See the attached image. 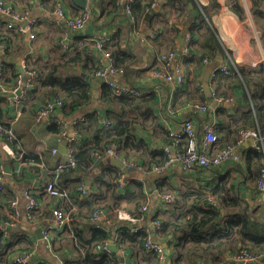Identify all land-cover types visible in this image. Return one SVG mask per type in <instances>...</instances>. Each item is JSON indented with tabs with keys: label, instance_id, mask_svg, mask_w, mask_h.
I'll return each mask as SVG.
<instances>
[{
	"label": "trees",
	"instance_id": "trees-1",
	"mask_svg": "<svg viewBox=\"0 0 264 264\" xmlns=\"http://www.w3.org/2000/svg\"><path fill=\"white\" fill-rule=\"evenodd\" d=\"M154 1L158 2V0H134L131 4V15L134 17V20L131 21L130 17L123 9V4L117 5L115 0H112L113 8L114 6L119 7L125 13L128 22L132 23L131 25L133 26L137 25L134 28H139V20H144L145 14L153 10L151 5ZM173 1L177 5L176 13L178 15L184 13V3H182L181 0ZM69 4L73 8L78 9L73 6L71 0H69ZM93 4H95V1L90 0L89 7L93 8ZM11 6L13 5L11 4ZM82 10L83 9H81L80 12ZM0 20L5 24L2 17H0ZM201 24V27H197L193 23L187 27V32L191 34L192 40L189 55H178L183 62H187L188 60L196 61L197 59L204 58V55H208V53L205 54V51L200 57H197L195 54V52H197L194 48L195 32L196 35L200 36V41H202L201 44L205 47L206 51H208V49L211 51L220 50L214 31L209 27L206 21L202 20ZM201 28H203L204 31L200 32ZM66 30H68L67 27ZM68 31L65 35L70 34ZM156 31L158 32V30ZM156 31H151L155 32V37H152L150 32L151 38L157 37L158 33ZM103 34L107 36V39L104 41L102 49L110 53L114 65L120 69V74H123L127 79L126 73L128 66L125 64L130 61L131 53H129L126 47L121 46L120 40L122 38L118 32L110 35L106 33ZM60 39L61 37L58 39L57 44L63 59L49 64L26 63L25 70L34 71L35 74L31 79V87L26 90V97L22 109L23 112L26 110L29 113H33L35 123H46L47 132L54 140L57 139L58 143L62 138L58 126L54 122L36 121L35 112L42 101L47 98L60 97L62 99V116L66 121H70L67 123L74 132V139L70 144L74 166H65L60 170L58 175L56 171L57 162L51 167L45 166V164L49 162L47 158L52 156L51 151L46 150L41 153H34L24 151L21 147L24 152L22 153L20 161L17 162L23 165L26 164V167H23L18 175L19 178L13 175L11 182H19L23 179L26 170H36L37 167L39 168V165L43 164V168L46 169L45 181L41 183L40 188L33 189L37 190L33 194L34 197L40 200V194L49 195L44 191V188L50 180H55V184L60 189H66L68 191V203L65 202L67 204L63 208L70 213L71 221L68 225H65L62 229L63 231H61L62 233L65 232L67 235L71 233L70 237L73 242V249L76 253V257L75 259L69 260L67 257L61 258L60 260H63L65 264H117L119 258L115 253L112 251L103 252L99 250V246L102 243L105 241L108 242L112 238L117 250H128L132 257H136L135 255L137 253L143 252L144 255L142 259L146 261L144 264H162L163 262L160 261L155 252L146 250L144 247L146 238L150 234L148 225L145 224L139 229L133 230L135 223L120 219L118 216L120 211H127L132 218L140 217V215L143 216L139 208L145 201L143 199L144 183L136 178H132L130 174L131 176L126 175L127 183L125 187L120 188L117 179L121 174V170L111 164L100 166L97 164L98 161L96 162L95 158L98 154L103 155L105 149L109 145H114L118 155L126 158L128 162H133L131 161L134 160L133 156L141 158L145 154H150L142 163H139L142 167L140 171H144L145 173L149 172L150 174V172H153L152 170L154 167L162 166L167 158L164 147L171 143L169 135L171 129L164 130L157 123L158 117L154 115L150 105L155 98L153 93L142 91L138 95L127 93L117 96L106 82L100 85V99H98V101L107 103L108 119L105 120H109V125L105 126L103 123L102 126H99V116L95 110L87 113L84 117H78L80 120L75 121L77 117L72 116V114L75 113L78 108L82 105L92 104L97 101L96 97L91 93L92 86L90 81L81 73L76 72V66L78 64L84 63L87 65L89 62H92L93 67L91 71H89V75L94 76L97 69L95 58L96 49L93 46L94 43L88 40V36L80 39L79 42L70 36L72 40L71 46L66 49L60 46ZM0 41L4 42L6 47L5 51L7 52L10 46L6 37H0ZM81 42H83L82 45L76 48L77 44ZM169 51L176 50L172 48L163 53L159 57L157 66L153 68L152 71L160 67L162 57ZM79 61L81 62L79 63ZM5 68L8 73L10 71L12 85L15 84L14 86H16L19 77L18 71L10 64H5L4 69ZM231 71L232 73L226 75L218 74L212 78V82L216 83V85L226 84L235 88L245 87L247 95H244V99L247 108L244 109L240 115L233 118L229 125H226V122H223L221 119L216 122L217 124H214V130L217 136V128L223 131V135L235 134L236 136H229V138H233V141L229 142H223V138L220 139L218 136V140L213 147L214 151L228 144H236L238 142L239 132L243 129L259 127L261 133L264 135V65L260 64L257 67L242 65L238 67V73L233 72V70ZM121 82L136 89L140 88L123 80ZM182 92H186L185 89H180L177 93L180 94ZM212 92L213 96H224L218 91L217 86ZM202 95L204 100V94L202 93ZM205 103L207 102L205 101ZM172 108L174 107L172 106ZM217 112L223 113L224 109H216V113ZM105 120H103V122ZM0 122L4 125L9 124L6 120L2 119V110H0ZM158 126L163 134L161 138L163 144L158 148L156 147L155 150L152 149V151L147 152L146 146L149 144L138 138V132L147 130V128L153 129ZM86 128L88 131L95 130V135L90 139L84 136L86 133L83 130ZM203 134L200 139L197 138L196 134L198 144H201ZM76 136L80 137L79 141H77ZM19 144L20 146L22 145L21 143ZM186 145L187 138L183 136L179 146L181 149H185ZM239 146L237 150L241 155V159L245 162L244 169L247 175L250 177L255 176L256 179L259 169L264 167V155L262 150L253 146L249 148L248 152L242 154L239 150ZM66 155H68V153ZM66 155L57 152L53 157L55 156L56 158L57 156V161L60 160L66 163ZM64 156L66 158H64ZM96 165L101 169V173L92 175V184H96V186L90 185L94 190L80 197V193L76 188L83 183L89 190L90 187L86 184L85 180L87 177L90 179L92 169ZM137 169L138 168L133 165L128 168V171L131 172ZM69 187L70 190L68 189ZM5 189L6 186L4 192ZM166 192L175 191H161L160 193ZM6 193L8 198L5 199V205L9 198L17 195L14 194L15 191L10 188H8V192ZM177 195L178 201L173 205L178 204L177 208L180 209V211L175 216L159 219L156 213V215H152L151 217L152 223L155 220L159 221V225L153 223L156 234L160 237H168V246L173 245L174 247V252L170 254L171 262L174 264H192V262L196 263L197 258H203L210 264H235L232 261L225 260L224 257L226 253H234L240 248L247 249L251 253L262 255L264 261V218L255 215L256 209H249V204L240 196L233 180L227 179L226 176H221L219 181L208 188L183 192L181 196H179V194ZM126 201L131 202V207L133 208L125 207L123 203ZM73 203H77L76 208L73 207L75 205ZM21 207L23 206L21 205ZM80 207L84 208L85 211L83 213L78 212ZM40 211L41 208L32 212L34 220L37 213ZM80 211L82 212V210ZM98 211H104L106 218L96 222L90 221L92 214ZM50 214L51 211L49 209L47 212H44L42 216L49 218L51 217ZM146 216L145 214L144 221L147 218ZM6 218L7 216H0V220ZM38 218L41 217L38 216ZM107 221L110 222L111 225L103 224V222L108 223ZM112 224L116 225L114 230ZM65 233L61 234L60 237H64ZM58 235L59 234H57V238L53 241L51 247L52 253L58 252L59 250V246L56 242L59 237ZM9 236L10 235H8V238ZM8 238L3 239L0 234V264H13L11 261L13 254L30 250L27 246L19 245V247H15L17 241L10 242V238ZM44 244H46L45 241ZM137 264L141 263L138 262Z\"/></svg>",
	"mask_w": 264,
	"mask_h": 264
},
{
	"label": "crops",
	"instance_id": "crops-1",
	"mask_svg": "<svg viewBox=\"0 0 264 264\" xmlns=\"http://www.w3.org/2000/svg\"><path fill=\"white\" fill-rule=\"evenodd\" d=\"M5 1L12 4L16 9L23 11L29 19H36V38L33 40H29L26 33L21 34L15 29H7L4 22L0 20V37H6L10 46L7 52L5 51L0 54V58H5L7 64L13 65L18 73V63L21 66L22 64L23 66L26 65V63L49 64L63 59L57 44L58 39L62 36H67L69 39L71 36L79 42L80 39L86 36L89 37L98 33L110 35L118 32L122 38L120 40L121 46L128 49L129 53H131V59L125 64L128 66L126 73L127 79L123 74L118 75L116 79L119 82L123 80L130 84H134L140 87L139 89L141 91L154 94V101L150 105L154 115L158 117L157 123L164 130H180L183 124L182 122L185 119H191L196 127V134L199 139L202 137L203 126L206 122H210L214 125L221 119L223 122H226V125H229L233 118L240 115V113L247 108L244 99V95H247L246 88H235L226 84L216 85V83L212 82L211 70L218 66H225L233 70L235 67L238 68L242 65L251 66L252 63H255L256 67L260 64L264 65V0H181V2L184 3V13L181 15L176 13L177 5L173 0H158L156 5L158 8H152V11H148L145 14L144 20H139L138 26L141 30L138 34L134 33V27L137 25H131L132 23L128 22L125 13L119 7L114 6L113 8L112 0H94L95 4H93V8L91 7V15L88 21H86L82 29L76 32L66 30L63 21L49 13L50 9L55 7L58 2H61L67 15L75 16L83 8L76 6L72 0L73 6L78 9L73 8L69 4V0ZM88 2L90 4V0H88ZM202 20L206 21L209 27L214 31L220 50L211 51L208 49V51H206L205 47L201 44L202 41H200V36L196 35L195 32L194 48L195 51H197L195 54L197 57H200L205 51V54L208 53V55H204L208 59V62L204 63L202 61L203 58L197 59L196 61L188 60L187 62H183L177 55V60L182 62L181 64L185 73V82L180 89H185L186 91L178 94L177 92L180 89L175 91L170 90L167 86H164L159 79L152 77L151 71L157 66L159 57L163 53L172 48L177 51L179 47L183 45L184 35L188 31V25L190 26L193 23L197 27H201ZM156 30H158V32ZM67 31L70 34L65 35ZM151 31H156L158 33L156 38H151ZM202 31H204L203 28H201L200 32ZM181 39L183 40L182 43L180 42ZM70 41L72 42L71 39ZM83 42L78 43L76 48H79ZM97 55H99V53L96 51V64L98 63ZM80 62L81 61H79V63ZM92 67V62H89L87 65L81 63L76 66V72L82 75L83 73L89 74ZM209 69L210 73L206 81L204 78ZM14 85H12L10 80V71L8 73L5 68L4 89L8 92ZM100 85L101 83L97 87H94L91 84V93L96 97L97 101L92 104L82 105L72 116L77 118L84 117L87 113L95 110L99 116V126L103 125V120L108 119L107 103L98 101V99H100ZM216 86L221 95L225 97L228 95V97L232 98L230 103L211 106L207 98L209 95H212V91ZM207 89L209 90V94L206 93ZM202 93L204 94V100ZM3 94L6 95L5 92L0 91V110H2V119L9 123L13 117V110L4 100L5 96ZM205 101L207 103H205ZM196 103L208 104L209 107L205 111L199 112L194 108V104ZM172 106L174 108H172ZM219 108H223L224 112L216 113V109ZM170 109H175V113H170ZM46 126V123H35L33 113H29L26 110L23 112V109H21V114L13 123V127L24 151L41 153L42 151H51L52 148H56L58 153H60L58 145L65 137H62L57 143V139L54 140L47 132ZM83 131L86 133L84 136L87 139L95 135V130L88 131L86 128ZM216 131L218 132L219 138H223V142L233 141V138H229V136L234 137L235 134H228L226 136L223 135V131L218 130V128ZM69 132H71V130ZM138 133L140 136H138V138L149 144L146 146L147 152L152 151V149L155 150L156 147L158 148L163 144L161 140L163 134L159 126L153 129L147 128V130ZM76 139L79 141L80 137L76 136ZM245 144L246 143L243 142L242 145L239 146V150L242 154L248 152L250 147H253L252 145L248 146ZM66 154L67 152L64 155ZM148 155L150 154H145L141 158L133 156L134 160L131 161L135 162V166L138 168V165H140L139 163H142ZM57 156L56 158L55 156L53 157V155L48 157L47 161L49 162H47L48 164H45V166L51 167L54 165L57 161ZM66 157L64 156V158ZM121 158L126 159L124 157ZM100 161L101 160L98 162L96 161L100 166L109 165L106 163L101 164ZM6 163L9 166L10 173L5 171ZM22 165L23 164L14 161L10 156H7L0 150V168L5 171L7 182V185H5V192L3 191L4 193L2 192L0 194L1 217L8 216L5 207V199L8 198V196H6L8 188L14 190V194L20 195L26 186L32 185L34 186L33 189H38L41 183L45 181L46 169L39 165V168L36 166V170H26L23 179L19 182H11L13 175L18 177L26 164ZM244 167L245 162L242 159L239 163L225 162L219 166H211L209 168L195 167L189 172H183L178 165H173L159 174L154 171L149 174V172L145 173L139 169L131 172L127 170V176L132 175L134 178L144 183L143 199L145 200L144 204L148 205V210L146 212L147 218L141 223V226L147 224L150 236L153 240L161 242L166 253V257L162 264H174L170 261V254L174 252V247L173 245L168 246V237L164 238L156 234L151 217L152 215H156V213L159 219L173 217L180 209L177 208L178 204L173 205L171 203L161 202V191H175L181 196L183 192L208 188L219 181L221 176H226L227 179L234 181L240 196L249 204V209H256L255 215L264 218V198L255 190V176H248ZM99 173H101V169L96 165L92 169L90 179L87 177L85 180L89 187L90 185L96 186V184H92V175ZM68 189L70 190V187ZM89 190H94V188L90 187ZM34 191L36 192L37 190ZM40 201H42L41 211L37 213V215L41 218H38L36 215L35 220L31 222L26 218L24 213H22L17 225L9 229L8 235H10V242L17 241L15 247H19V245L27 246V248L33 252V264H59V260L63 257H67L68 260L75 259L76 253L73 249V242L70 237L71 233L67 235L63 232L65 235L62 238L60 235L63 234V230L58 233L59 237L56 242L59 246V250L55 253L51 252V248L47 244H44V241L36 237L34 232L38 225L46 223L49 221L48 219L51 218L43 217L42 214L51 209L53 205L58 204L56 198L47 194H40ZM67 203H63V206L65 207ZM73 204H75L73 207L76 208L77 203ZM131 204V202L127 201L123 203L125 207L133 208ZM21 205H24L23 198H21ZM80 210H82V212ZM84 211L82 207L78 209L79 213H83ZM123 212L128 214L127 211ZM105 218L106 215L102 217L103 220ZM103 224L111 225L110 222H103ZM151 225H153V229ZM112 226L114 230L116 225L112 224ZM152 234L154 236H152ZM110 242L116 246L113 238L109 240V243ZM117 253L115 254L118 258L123 256L124 259L131 264H137L138 262L141 264L146 263V261L142 259L144 255L143 252L137 253L135 255L136 257L130 256L128 250H117ZM229 255L230 253H226L224 257L225 260H228L227 258ZM193 263L194 262H192V264ZM194 264L210 263L203 258H197Z\"/></svg>",
	"mask_w": 264,
	"mask_h": 264
},
{
	"label": "built area",
	"instance_id": "built-area-1",
	"mask_svg": "<svg viewBox=\"0 0 264 264\" xmlns=\"http://www.w3.org/2000/svg\"><path fill=\"white\" fill-rule=\"evenodd\" d=\"M134 0H115L117 5L123 4L124 11L130 17V20H134V17L131 15V4ZM157 5V1H154L151 5L154 8ZM49 13L52 16H56L61 19L64 25L70 32H76L82 27H84L86 21H88L91 15V8L87 5L83 10L75 16H68L65 10L63 9L62 3L58 2L55 7L49 10ZM0 17L5 21V25L9 29H15L19 33H26L29 40L36 38V19H29L27 15L20 11L10 3L5 0H0ZM134 32L138 34L140 28H135ZM151 36L155 37V32H151ZM107 39L105 34H94L88 37V40L92 41L96 51L99 53L97 55L98 63L97 69L93 77H112L113 81H106V83L111 87L115 95L121 96L123 94H132L138 95L142 91L140 89L133 88L124 82H119L116 78L120 75V69L114 65L113 58L107 50H103L104 41ZM191 34L186 32L184 35V43L181 46V55H189L190 53V44H191ZM59 44L62 48H70L71 41L67 36H62ZM4 42L0 41V49L5 50ZM179 54V55H180ZM177 59L176 51H169L166 55L162 57L161 65L158 69H155L151 72L152 77L159 79L164 86H167L170 90L175 91L179 90L183 83L185 82V73L181 62ZM204 63L208 62L206 57L202 60ZM7 64L6 60L0 58V91L5 92L4 100L12 107L13 117L9 124L4 125L0 122V150L3 151L7 156H10L14 161H20L22 153L24 152L18 142V136L14 130L13 123L21 114V109L23 107V102L25 100L26 90L31 87V79L34 77V71H26L28 78L26 82H22L20 75L17 79V84L11 90L7 92L4 89V67ZM23 66V64H22ZM25 66V65H24ZM23 66V68H24ZM251 67H256L255 63H252ZM25 69V68H24ZM233 72L238 73V68L235 67ZM232 71L225 66H218L211 70L212 78L218 74H229ZM213 94V92H212ZM216 101L230 103L232 101L231 97L224 96H214ZM63 106L62 99L60 97H51L42 101V103L37 107L35 112L36 121H45V122H54L58 128L59 133L62 137L68 138L67 145V161H56V171L59 175L60 170L65 166H74V160L72 156V149L70 144L74 139V132L69 127L67 121L62 116L61 108ZM208 104H194V108L197 111H205L208 109ZM170 113L174 114L175 111L170 109ZM80 120L76 118L75 121ZM109 120L104 121V125H109ZM182 127L177 131H170L169 135L171 138V143L164 147V152L167 156L164 164L160 167H154L152 171L155 173H161L165 169L170 168L173 165H178V167L184 171L189 172L194 167L209 168L211 166H219L225 162L229 163H239L241 155L239 154L237 147L242 145L243 142L248 139H254L257 141V144L252 146L262 150L264 155V135L261 133L259 127L247 128L240 130L238 142L228 144L218 150H213L214 145L218 140V136L215 133L214 125L210 122L204 124V134L201 144H198L196 139V127L191 119H185L182 122ZM71 130V132H69ZM183 136L187 138V145L185 149H181L179 143ZM60 141V140H59ZM58 152L56 148L51 149V154L55 155ZM107 156L117 157L124 161L126 168L130 166H135V162H128V160L121 158L118 155L117 150L114 145H109L103 155L98 154L95 158L96 161L102 160ZM41 167L43 164L40 165ZM138 169L142 170V167L138 165ZM132 178H134L132 176ZM126 173H121L117 179L118 186L124 188L126 181ZM55 180H50L46 184L44 191L50 196L58 200V204L53 205L50 209L51 218L49 221L43 224L41 228L42 241H45L46 244L51 248L53 241L57 238V234L63 229L65 225L71 221V215L63 207V203L68 200V191L66 189H60L56 184ZM6 185V176L3 169L0 168V194L4 191ZM255 187L259 195L264 198V167L259 169L258 174L255 179ZM34 186H26L20 195H14L9 198L6 202V212L7 218L0 220V234L3 239H7L9 229L17 225L19 217L22 213L26 218L33 222L34 218L32 217V212L39 210L42 205V201L34 197L35 191L33 190ZM77 191L80 193V197L85 196L90 190H88L83 183H81L77 188ZM21 198L24 199V205L21 207ZM160 200L164 203L174 204L178 201V195L176 192H166L160 194ZM215 203V202H212ZM140 212L143 216L132 218L129 214H125L123 211H120L118 216L120 219L129 220L135 223L133 230H137L141 227V223L144 221V215L148 210V205L143 204L140 208ZM105 215L104 211L94 212L90 218V221L96 222L102 219ZM154 224L159 225V221H153ZM109 241L104 242L99 246V250L103 252L111 251L109 249ZM146 250L153 251L157 254L161 262H163L166 253L162 245L153 238L149 236L146 238L144 243ZM33 252L31 250L21 251L12 255L13 264H33L32 263ZM229 261L234 262L235 264H264L262 255L251 253L247 249H239L238 251L231 253L228 258ZM59 264H65L63 260H59ZM117 264H131L127 262L122 256L119 258Z\"/></svg>",
	"mask_w": 264,
	"mask_h": 264
},
{
	"label": "water",
	"instance_id": "water-1",
	"mask_svg": "<svg viewBox=\"0 0 264 264\" xmlns=\"http://www.w3.org/2000/svg\"><path fill=\"white\" fill-rule=\"evenodd\" d=\"M72 1H73V3L76 6H78L80 8H85L87 5H90L89 2H88V0H72ZM155 8H158V6H155ZM182 41L183 40L181 39L180 42L182 43ZM180 51H181V46L176 51V54L179 55L180 54ZM4 52H5L4 49H0V54L1 53H4ZM3 60H5V58ZM18 70H19V73H20L21 81L22 82H26V80L28 78V75L26 73V70L19 63H18ZM209 71H210V69L207 71V74H206V76L204 78L206 81L208 80L207 78H208V75L210 73ZM83 76L86 79H88L94 87H97L100 83H105L106 81H113V78L112 77H106V78H104V77H93V76H90L89 74H84V73H83ZM206 93L209 94V90L208 89L206 90ZM207 100H208L209 103H211V106H216L217 104H219V105L220 104H225L224 102L216 101V99H215V97L213 95H209L208 98H207ZM245 143H246L245 145L250 146V145L257 144V141L254 140V139H248L247 141H245ZM67 145H68V138L65 137V138L62 139L61 143L58 145L60 153L65 154L67 152ZM100 163L101 164L102 163H106V164L114 165V166L120 168L123 173H127L126 164L120 158L112 157V156H107L103 160H101ZM5 171L7 173H10V169H9V166H8L7 163L5 164ZM42 226H43L42 223L39 224L38 227H37V229L34 232L35 235H36V237L38 239H41L42 236H43L42 233H41ZM151 228L153 229V225H151ZM152 236H154V235L152 234ZM158 242L161 244L160 241H158ZM109 249L111 251H113L114 253H117L116 247L111 242L109 244Z\"/></svg>",
	"mask_w": 264,
	"mask_h": 264
},
{
	"label": "rangeland",
	"instance_id": "rangeland-1",
	"mask_svg": "<svg viewBox=\"0 0 264 264\" xmlns=\"http://www.w3.org/2000/svg\"><path fill=\"white\" fill-rule=\"evenodd\" d=\"M225 97V96H224ZM226 97H228V96H226Z\"/></svg>",
	"mask_w": 264,
	"mask_h": 264
}]
</instances>
